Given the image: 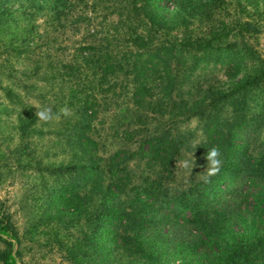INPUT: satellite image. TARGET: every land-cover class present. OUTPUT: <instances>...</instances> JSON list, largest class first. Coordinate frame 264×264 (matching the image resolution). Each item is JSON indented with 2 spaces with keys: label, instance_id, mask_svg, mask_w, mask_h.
Returning a JSON list of instances; mask_svg holds the SVG:
<instances>
[{
  "label": "rangeland",
  "instance_id": "1",
  "mask_svg": "<svg viewBox=\"0 0 264 264\" xmlns=\"http://www.w3.org/2000/svg\"><path fill=\"white\" fill-rule=\"evenodd\" d=\"M57 1L7 0V11L0 16V211L16 230L17 264H87L81 256L72 259L70 252L90 232L88 218L96 214L100 198L86 197L91 192L87 184L76 191L82 199L66 190L80 179L92 158L106 167L119 151L128 156L136 153L124 164V179H130L132 188L158 179L180 192L209 176L211 161L197 154L205 140V123L196 114L210 109L211 103L204 92L210 83L226 89L258 66L239 47L238 54H222L218 47L192 52L196 56L188 62L192 72L188 75L205 87L204 92L200 94L197 86L187 108L166 104L154 107L155 111L147 105L140 110L130 100L133 88L127 78L113 73L102 80L101 70L84 65L83 57L93 55L90 44L111 43L113 56L127 53L131 63L145 62L148 54L135 43L146 33L149 2L60 0L55 7ZM167 6L173 7L170 27H188L187 43L193 48L202 44L199 39L210 42L217 34V45L240 43L239 21L261 25V34H245L243 39L264 61V0H224L220 8L188 7L181 15L176 0ZM176 35L159 33L154 41ZM219 55L222 58L213 60ZM76 59L81 67L63 68ZM70 75H77V86L71 84L75 80ZM196 102L197 107H192ZM40 112L50 118L40 119ZM230 112L226 108L228 117ZM79 122L91 125L87 135L98 143L97 149L84 150L78 144ZM130 129L141 132L130 140ZM167 131L188 139L169 171L139 151L146 137ZM4 249L0 242V251Z\"/></svg>",
  "mask_w": 264,
  "mask_h": 264
},
{
  "label": "trees",
  "instance_id": "2",
  "mask_svg": "<svg viewBox=\"0 0 264 264\" xmlns=\"http://www.w3.org/2000/svg\"><path fill=\"white\" fill-rule=\"evenodd\" d=\"M6 1L0 0V16L7 11ZM172 1L147 0L146 33L135 43L143 54H148L145 62L131 63L127 53L113 56L111 43H92L89 50L93 55L83 57V64L97 66L102 80L113 73L127 78L133 88L130 100L140 110L147 105L155 111L154 107L166 104L187 108L189 99L194 98L192 91L198 86L188 75L192 73L188 62L196 56L192 52L218 47L222 54H238L239 47L258 63L253 74L226 89L212 83L205 92L201 91L205 87H197L211 100V110L204 108L196 114L205 123V140L197 154L200 159L209 160L210 150L218 149L215 159L220 163L214 174L178 192L158 179L137 188L129 186L130 179H124L125 166L136 153L128 156L119 151L106 167L92 158L91 164L83 167L80 179L66 190L71 197L82 199L76 191L87 184L91 192L86 197L100 198L96 214L88 218L91 230L74 245L71 258L81 256L87 264H264V61L243 39L245 34H261L263 28L253 21H239L240 43L217 45V34L210 37L216 36L214 39L209 38L210 42L199 39L202 44L193 48L187 43L191 33L188 27H170L173 7L167 5ZM223 1L176 0L178 15L188 7L217 9ZM60 5L58 0L55 7ZM173 31L177 32L174 38L154 41L157 34L168 36ZM179 33H184L181 38ZM79 67L77 59L63 65L67 71ZM70 76L75 80L71 84L77 86V75ZM197 103L192 107H197ZM226 108L231 110L229 117ZM82 124H77L78 144L84 150L97 149L98 143L87 135L91 125ZM140 132L130 129L127 134L131 140ZM187 140L186 136H173L169 131L154 133L142 141L139 151L162 162V168L169 171ZM16 239L11 219L0 211V242L5 246L0 251L1 264H17L13 252Z\"/></svg>",
  "mask_w": 264,
  "mask_h": 264
},
{
  "label": "clouds",
  "instance_id": "3",
  "mask_svg": "<svg viewBox=\"0 0 264 264\" xmlns=\"http://www.w3.org/2000/svg\"><path fill=\"white\" fill-rule=\"evenodd\" d=\"M40 119L42 120H47L50 118V116L48 115L47 112H40L37 114ZM219 155V151L218 149L213 148L212 150H210L209 152V160L211 161L212 164V169L210 171V175L214 174V172L217 170V166L219 165L220 161L215 159L217 156Z\"/></svg>",
  "mask_w": 264,
  "mask_h": 264
}]
</instances>
